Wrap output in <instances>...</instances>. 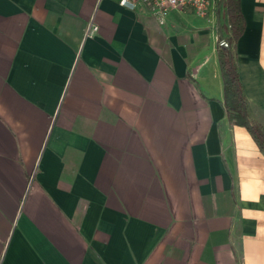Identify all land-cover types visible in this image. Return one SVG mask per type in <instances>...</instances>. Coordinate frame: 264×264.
<instances>
[{"label":"crops","instance_id":"obj_1","mask_svg":"<svg viewBox=\"0 0 264 264\" xmlns=\"http://www.w3.org/2000/svg\"><path fill=\"white\" fill-rule=\"evenodd\" d=\"M240 9L264 127V0ZM221 13L0 0V264H264V153L226 117Z\"/></svg>","mask_w":264,"mask_h":264},{"label":"trees","instance_id":"obj_2","mask_svg":"<svg viewBox=\"0 0 264 264\" xmlns=\"http://www.w3.org/2000/svg\"><path fill=\"white\" fill-rule=\"evenodd\" d=\"M220 11L226 17V25L221 30L224 33L223 43L217 45V59L222 78L223 107L231 125L245 127L260 150L264 153V127L251 121L248 104L241 85L234 55V43L245 28V20L240 9V0H222Z\"/></svg>","mask_w":264,"mask_h":264},{"label":"built area","instance_id":"obj_3","mask_svg":"<svg viewBox=\"0 0 264 264\" xmlns=\"http://www.w3.org/2000/svg\"><path fill=\"white\" fill-rule=\"evenodd\" d=\"M116 2L133 11L138 10L139 6H144L161 19L170 11L183 9H190L199 17L210 14L217 16L222 5L221 0H116ZM97 29L95 24L90 23L85 31V38L91 37Z\"/></svg>","mask_w":264,"mask_h":264},{"label":"rangeland","instance_id":"obj_4","mask_svg":"<svg viewBox=\"0 0 264 264\" xmlns=\"http://www.w3.org/2000/svg\"><path fill=\"white\" fill-rule=\"evenodd\" d=\"M224 20H225V15H224V13H221V15H220V22H218L217 23V26H216V33H217V40H218V42L220 40V37L224 35V33L221 30V24L222 25L224 24Z\"/></svg>","mask_w":264,"mask_h":264},{"label":"water","instance_id":"obj_5","mask_svg":"<svg viewBox=\"0 0 264 264\" xmlns=\"http://www.w3.org/2000/svg\"><path fill=\"white\" fill-rule=\"evenodd\" d=\"M222 1V0H221ZM220 8V6L218 7V9ZM218 19V15L216 16ZM219 43H223V36L220 37Z\"/></svg>","mask_w":264,"mask_h":264}]
</instances>
